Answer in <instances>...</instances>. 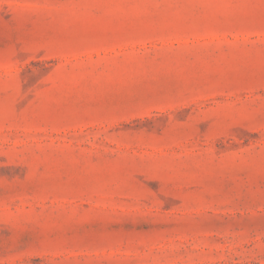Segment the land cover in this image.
<instances>
[{
  "label": "rangeland",
  "instance_id": "374dc122",
  "mask_svg": "<svg viewBox=\"0 0 264 264\" xmlns=\"http://www.w3.org/2000/svg\"><path fill=\"white\" fill-rule=\"evenodd\" d=\"M0 264H264V0H0Z\"/></svg>",
  "mask_w": 264,
  "mask_h": 264
}]
</instances>
